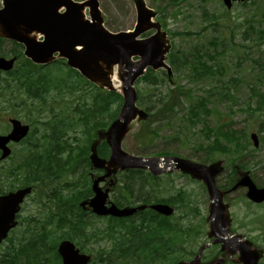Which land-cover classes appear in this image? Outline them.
<instances>
[{
    "label": "rangeland",
    "instance_id": "374dc122",
    "mask_svg": "<svg viewBox=\"0 0 264 264\" xmlns=\"http://www.w3.org/2000/svg\"><path fill=\"white\" fill-rule=\"evenodd\" d=\"M83 1V0H78ZM100 5L103 15L105 17L106 26L114 31H125L128 29L134 28L137 21V10L140 9V4L137 5L139 1L145 3V6L150 8L151 10L157 11V5L163 6L166 5V11L169 14L167 16L168 29L172 31H182L185 34L174 37L172 41H174L178 48L182 51L188 53L190 60L194 61V56L191 55L194 52V48H200L201 53L211 51V53H215L216 51L212 46H210L209 42L213 39V37L222 35V36H231V31L227 27L228 17L231 18V21L236 20L237 22H243L245 19L252 17L255 21L254 25L257 28H264V0H257L256 5H252L248 3L246 5H237L235 4L232 9H227L222 0H175L174 4L171 3L172 0H96ZM1 6V0H0ZM203 7H206L209 10L210 14H215L218 18L222 20L219 21L218 24H214L217 22L216 18H208L203 12ZM227 10L229 13H227ZM180 11V12H179ZM154 12V11H153ZM160 16L163 14V10L160 9ZM177 12V13H176ZM228 16V17H226ZM226 17V18H225ZM156 18V20H158ZM160 20L164 21V18L161 16ZM259 20H261L259 22ZM234 27V24H232ZM244 29H237L234 43L238 45L237 50L230 49V46H233L232 41H227L228 49L222 56H217V61L221 60L222 62H226L227 67L229 68L226 76L222 77H206L199 81H193L190 79V75L192 74L191 67L187 66L181 70V72L173 71V74L170 77H167L165 83L158 88H151L150 85L141 81L138 84V89L144 92L145 99L148 100L149 97L152 96L151 102L158 101L161 96H166L168 92L177 90L178 87L181 86L183 90L189 89L193 93L194 100L199 99L200 97H209L210 102H208V107L216 108L220 113L221 120L228 122H234V128L237 130L247 129L248 135L250 138L251 132H256L259 136V146H254L252 140L250 141V146L248 147L249 153L247 158L240 161L248 165V172L243 171L245 169L239 167L237 178H242L246 174L253 176L256 184L260 187L264 186V141L260 140V136H264V129H262V124L264 122V108L256 111L255 115L253 112H245L241 109L246 108V103L252 102L254 107H257L258 101L252 95L250 90V86H254L258 88L260 86L264 88V81L262 84L258 82L261 77V74H264V45H259V40L257 39L256 34H251V37H244ZM15 45L10 41L6 40L3 44V50L8 55H11V51ZM224 47L219 46L218 49L222 50ZM237 48V47H236ZM21 50V49H20ZM243 56V63L239 67L236 66V62L241 59ZM205 60H208V57H203ZM254 62H253V61ZM258 61V65L255 62ZM213 63L212 61L210 62ZM167 71L170 70V66L167 67ZM230 76H238L242 79L241 84H237V86H231L229 89L231 91L233 99L230 98H220L219 94L209 96L208 91L214 89L215 86L219 88L221 86V82H227ZM225 78V79H224ZM100 84H103V81H100ZM120 84L118 80L116 81ZM151 92V95H150ZM92 93L94 91L92 90ZM172 94V92H171ZM215 94V93H214ZM174 95H177L175 92ZM92 94H86V97L91 99ZM181 96V95H179ZM63 96H59L58 94H54L52 98V102L47 104V108L43 110L42 115L37 117L41 122L49 121L51 118L55 117L53 113L50 112L48 106L54 105V111L59 112L61 110V104L63 101ZM176 99V97H175ZM181 103L184 102L185 105L181 111H183L180 115L175 116L171 125H162L163 129L159 137L152 142L149 146L144 147L140 141L137 140L136 135L139 133L142 128L143 120L139 119L138 122L133 124L131 133L124 139V148L128 151L138 154V153H154L161 150H171L175 152L179 156H184L190 158L192 160H196L198 162L206 161L205 164H209L210 160L205 158V152L197 148L199 143L208 144L207 139L204 137L201 132L204 128L205 121H199L195 126H191L189 122L185 121L184 118L187 116L189 111V102L183 97H180ZM170 101V99H168ZM139 107L143 110L145 108V104H138ZM7 104L5 102L0 103V110L5 109ZM181 107V106H180ZM232 110L233 112H230ZM180 111V112H181ZM4 116L7 113L2 112ZM25 114L23 113L22 116ZM109 112L106 114L108 117ZM205 116V115H204ZM22 121H26L23 118H20ZM206 121L211 127L216 126L217 117L214 116H206ZM2 120V119H1ZM0 120V126L4 128L2 125V121ZM187 126L190 127V131H186L185 133H178L181 127ZM43 126L39 123V128L41 129ZM2 133V132H1ZM77 133H80L77 132ZM76 132H71L70 135H75ZM175 135H178L180 140L172 139ZM38 134H34L31 141H34L37 138ZM189 143H185V142ZM27 143H23L20 146L16 147V153L21 150V148L25 147ZM104 148L102 143L98 145V151H101ZM217 161H221L224 166H226V170L219 176V183L221 185H225L229 182L226 177L230 180L234 179L235 176L231 171V167L229 165L228 160L225 156L215 155L214 156ZM13 159H6L5 161H0V166L12 167ZM237 166V164H235ZM94 171L91 170L89 172V177H91V173ZM232 173V174H229ZM95 174V172H94ZM228 174V176H227ZM122 177V176H121ZM123 180V178L121 179ZM6 184L5 186H7ZM115 185V184H114ZM172 185L173 188L171 190H167V186ZM138 188V184L135 187ZM159 188L162 192L171 196L174 195L177 190L180 188H185L188 190L195 199V205H199L201 209V214L205 215L208 212V198L203 190V185L197 182H190L186 177L183 176H173L171 181L160 182ZM120 190V188H119ZM243 189H238L236 191V196L239 197L243 193ZM67 193V192H65ZM116 197H118V192H115ZM177 194V193H176ZM237 215V221L235 223L236 229L239 232L244 233L247 237H255L262 236L264 231L261 228V224L264 221V204H252L246 205L244 202L237 203L236 206L232 209ZM76 216H79V212L76 211ZM258 216L261 219H257ZM252 223L254 222V231L250 230L251 226H243L241 223ZM106 223L103 220H98L95 222V229L104 228ZM259 245L264 250V242L260 241ZM4 248L2 247L1 250Z\"/></svg>",
    "mask_w": 264,
    "mask_h": 264
},
{
    "label": "water",
    "instance_id": "95a60500",
    "mask_svg": "<svg viewBox=\"0 0 264 264\" xmlns=\"http://www.w3.org/2000/svg\"><path fill=\"white\" fill-rule=\"evenodd\" d=\"M231 1L226 0L229 4ZM88 4L93 9V23L84 21L80 16V11L85 4H75L71 0H7L6 9L0 12L2 14L0 15L2 16L1 22L6 25L7 31L13 38L26 43L27 54L35 61L43 62L51 54L60 50L69 58L72 65H86L83 58L78 56L74 50L77 45H81L85 47L87 57L92 56L96 60H106L109 64H125L128 72L121 76L124 82L125 105L119 119L107 133L108 142L112 147L110 166L115 167L116 170L129 167L149 168L157 175L166 171L182 170L191 174L194 178L203 179L214 200L212 215L214 233H222L228 222L227 218L223 217L221 195L220 197L217 195L218 190L215 183V176L222 170L221 167L219 168L218 165L207 167L177 157L138 158L122 150L121 142L128 132L130 122L136 117L138 112L141 114L135 105L137 95L133 89V84L143 74L145 67L149 65L160 66L167 51L164 42L159 36L148 40H136L141 30L150 24L149 20L152 13L147 12L140 4L139 24L136 31L133 33L112 34L103 28L95 1L92 4L91 2ZM63 5L67 7V12L66 14H59L58 9ZM10 15L14 16L18 25L24 24L30 30L42 31L46 35V40L42 43H37L27 35L14 30L12 21L7 17ZM134 55L141 56V60L137 64L132 62V56ZM13 62L14 60L6 61L5 59H0V68L10 69L13 66ZM13 122L14 124H19L17 121ZM26 131V127L15 126L14 134L12 133L9 137L0 136V147L4 148L3 157L10 153V149L5 147L9 139L14 138V135L19 133L24 135ZM94 163L98 167H103L106 162L95 155ZM111 171L112 168L109 169V174H111ZM240 184H247L251 187L250 196L254 199L257 201L264 200V189H256L249 179L243 180L238 185ZM24 193L19 192L13 198V200L16 199V203L15 201L13 202L15 205L19 204ZM103 202V198L98 196L97 202L93 203V205L97 210H100L103 208ZM14 204L5 207L3 215H7L14 207ZM157 208H162L164 211L161 206H157ZM61 250L65 256L66 263H73L74 247L66 243ZM247 252L246 250L242 252L243 259L246 264H251L255 258L252 257L253 255L249 256Z\"/></svg>",
    "mask_w": 264,
    "mask_h": 264
},
{
    "label": "trees",
    "instance_id": "16d2710c",
    "mask_svg": "<svg viewBox=\"0 0 264 264\" xmlns=\"http://www.w3.org/2000/svg\"><path fill=\"white\" fill-rule=\"evenodd\" d=\"M252 33H256L258 35V38L261 40H264V29L262 30H254V28H251ZM249 36V34L247 35ZM235 37V35L233 36ZM181 55V56H180ZM172 63L175 67L176 71L182 70V67L184 66H191L193 67L194 71V78L198 79L201 77H204L206 75H223L224 72L226 71V67L223 65H208L205 61L202 60L201 57L196 56L195 61L192 62L190 59H187L185 54L183 52L179 53H174L172 56ZM212 58V57H211ZM13 77L12 79H16L20 81V86L24 87L26 89V93L31 95L33 98L35 97H44L47 94V91L50 89L51 86L57 87V82H54L53 77L49 74H42L40 73L34 66L29 65V63L26 64V67L23 69L18 70L17 72L12 73ZM145 82L149 84H154L157 85L160 81L161 78H158L151 70L145 75L143 78ZM163 81V78H162ZM232 84H236L235 79H231L229 81ZM59 83V82H58ZM10 85V84H9ZM68 87L67 89H72L75 88L74 85L67 84ZM180 89V88H179ZM255 95L259 98V107L261 108L264 106V92L257 91L254 89ZM178 95H184L188 96L190 98L189 92L188 93H178ZM225 96L230 97V94L227 93ZM179 97V96H178ZM233 98V96H232ZM167 99V98H166ZM117 102L119 105L122 102V97L117 94V93H107V92H102L100 91L95 99V109L88 111V115L90 116V119L95 121L96 124L95 126H107L106 122L102 119L103 118V112H107L111 109V104ZM25 104V101L23 102ZM153 107L154 109H157V114L160 115L161 113H165L169 110H172L176 107V103L170 104L168 103L165 98L164 100H159L158 104H155ZM204 112L207 113L208 115L213 113V110L208 109L206 107L205 101L201 100L196 106H191L190 108V117L188 120L192 123L195 124L197 121L202 120L203 118L201 117L200 110H203ZM216 111V110H215ZM94 112V113H91ZM153 112V110H152ZM93 114V115H92ZM116 114V111L114 112V115ZM92 115V116H91ZM97 117V118H96ZM144 131V141L146 143L151 142L154 140L155 137L158 136L159 129L154 128L152 129L151 127H147ZM206 133L208 135H211L212 132H215L216 134V139L215 142H213V145L211 146L212 149H215L216 151H221L226 155H232L233 153H241L243 148L245 147L244 145L246 144L245 139L247 138L246 135H242V133H239V131L232 130V128H229L227 125H221L216 131L212 129L209 125H206L205 129ZM220 138H223L225 140V144L221 141ZM61 146V145H60ZM244 146V147H243ZM65 149V146H64ZM105 149V148H104ZM106 150V149H105ZM242 150V151H241ZM63 148H58L56 152H62ZM81 154L78 157V159H81L83 162L87 161L88 162V148L84 147L81 150ZM107 152V151H106ZM53 152L48 151L45 152V155L36 158L38 159V171L33 172L34 174H41L40 172H43L46 175H60L62 171H60V168L64 169L65 163L60 162V160H57L58 158L56 155L52 156ZM86 157V158H83ZM53 159H55L58 162H54ZM70 159H74L73 156L70 155ZM80 160V161H81ZM53 163H55V167L53 166ZM57 168V170L55 169ZM75 198H72L73 200L79 199L82 196L84 197V193H78ZM72 211V210H71ZM70 211V212H71ZM42 242L46 243V238H42ZM50 248L49 246H47ZM36 254L32 257L34 258V261L36 264H43L39 263V256L40 252H37L38 250L35 248ZM34 263V264H35Z\"/></svg>",
    "mask_w": 264,
    "mask_h": 264
},
{
    "label": "flooded vegetation",
    "instance_id": "af4514ba",
    "mask_svg": "<svg viewBox=\"0 0 264 264\" xmlns=\"http://www.w3.org/2000/svg\"><path fill=\"white\" fill-rule=\"evenodd\" d=\"M19 219L18 220L20 223L21 217H19ZM216 234L218 235V233ZM110 241L116 242V244H113L111 246V252L113 253H119L118 248L122 247V245H124L126 242V240L120 239H111ZM208 242L211 246L209 248H206L201 253L200 258L197 259L198 252ZM237 243L238 242L236 239H222L219 237L218 239L208 240L205 243L198 242V244L194 247L197 249L189 250L187 257L192 264H243L244 260H242L239 255L232 254V252H235L237 249L240 251L243 250L241 245H238ZM133 248H135V246H133ZM138 248L139 246H136V249ZM161 249L162 244H148L141 242L140 250L151 257H155V259L161 257V255H159ZM119 255H121V253ZM259 264H264V259L261 260Z\"/></svg>",
    "mask_w": 264,
    "mask_h": 264
},
{
    "label": "bare ground",
    "instance_id": "6f19581e",
    "mask_svg": "<svg viewBox=\"0 0 264 264\" xmlns=\"http://www.w3.org/2000/svg\"><path fill=\"white\" fill-rule=\"evenodd\" d=\"M82 12H85V9H83ZM29 35H30L31 37H34L35 39H37L38 36H39V34H38V33H35V32L30 33ZM77 49H80V47H78ZM115 66H116V64H114V65H113V64L110 65V66L107 68L108 73H111V74H112V70L115 68ZM126 72H127V68L125 69V68L123 67V65H120L119 73H118V74H113V75H112V78H109L110 81H111L113 84H114V81L116 82L117 80L120 82L119 85L114 84V86H115L116 88H118L119 90L121 89L122 84H123V83H122L121 76H122L123 73H126Z\"/></svg>",
    "mask_w": 264,
    "mask_h": 264
}]
</instances>
